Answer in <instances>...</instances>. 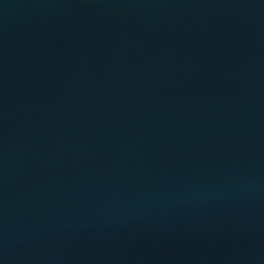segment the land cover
Returning <instances> with one entry per match:
<instances>
[{"label": "water", "instance_id": "95a60500", "mask_svg": "<svg viewBox=\"0 0 264 264\" xmlns=\"http://www.w3.org/2000/svg\"><path fill=\"white\" fill-rule=\"evenodd\" d=\"M0 264H264V0H0Z\"/></svg>", "mask_w": 264, "mask_h": 264}]
</instances>
